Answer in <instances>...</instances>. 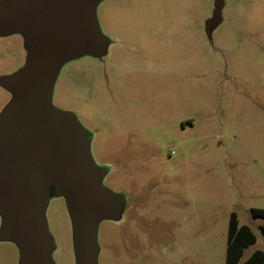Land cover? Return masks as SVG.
<instances>
[{
  "label": "rangeland",
  "instance_id": "374dc122",
  "mask_svg": "<svg viewBox=\"0 0 264 264\" xmlns=\"http://www.w3.org/2000/svg\"><path fill=\"white\" fill-rule=\"evenodd\" d=\"M8 0H0V3ZM100 44L63 60L50 104L74 113L97 183L115 198L94 229L95 264H225L235 212L264 251V0H96ZM26 32L0 34L5 76L26 64ZM0 264H24L5 234ZM42 218L51 264H78L67 193L45 158Z\"/></svg>",
  "mask_w": 264,
  "mask_h": 264
},
{
  "label": "water",
  "instance_id": "95a60500",
  "mask_svg": "<svg viewBox=\"0 0 264 264\" xmlns=\"http://www.w3.org/2000/svg\"><path fill=\"white\" fill-rule=\"evenodd\" d=\"M96 0H8L0 3V34L26 32L28 59L2 83L14 93L0 113V205L5 234L23 249L24 264H51L52 242L42 218L46 155L67 193L76 225L78 264H95L94 229L112 213L114 196L97 183L86 152L88 135L74 113L50 104L58 67L100 37L93 17ZM224 0H215L219 14Z\"/></svg>",
  "mask_w": 264,
  "mask_h": 264
},
{
  "label": "trees",
  "instance_id": "16d2710c",
  "mask_svg": "<svg viewBox=\"0 0 264 264\" xmlns=\"http://www.w3.org/2000/svg\"><path fill=\"white\" fill-rule=\"evenodd\" d=\"M253 218H264V208H252ZM264 234V224L261 226ZM256 242V236L247 225H240L235 212L230 214L227 235L225 264H264V251L255 250L242 260L244 250Z\"/></svg>",
  "mask_w": 264,
  "mask_h": 264
}]
</instances>
